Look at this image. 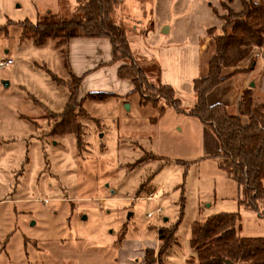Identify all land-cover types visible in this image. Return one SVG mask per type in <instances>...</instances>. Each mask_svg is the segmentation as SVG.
Returning <instances> with one entry per match:
<instances>
[{
    "label": "rangeland",
    "instance_id": "obj_1",
    "mask_svg": "<svg viewBox=\"0 0 264 264\" xmlns=\"http://www.w3.org/2000/svg\"><path fill=\"white\" fill-rule=\"evenodd\" d=\"M118 1L114 19L129 48L136 19H123L135 8L148 10L152 0ZM68 3L0 0V60H12L0 69V264H145L146 254L148 264H196L193 223L237 213L238 227L252 213L239 205L237 184L213 157L216 137L173 108L161 113L149 89L162 87L156 64L130 48L141 97L124 96L113 82L84 85L116 96H84L74 107L77 133L54 134L59 120L50 114L68 102L71 70L54 41L36 46L20 39V23L35 25L47 11L66 18ZM257 51L263 73L264 48ZM63 52L68 62L67 45ZM157 207L162 212L147 218ZM161 228L174 236L162 242Z\"/></svg>",
    "mask_w": 264,
    "mask_h": 264
},
{
    "label": "trees",
    "instance_id": "obj_2",
    "mask_svg": "<svg viewBox=\"0 0 264 264\" xmlns=\"http://www.w3.org/2000/svg\"><path fill=\"white\" fill-rule=\"evenodd\" d=\"M240 1L242 8L238 13L225 7L227 16L222 17L225 25L221 33H208L215 41L216 51L209 62L208 74L193 82L195 104L191 109L183 111L180 108V102L169 86H162L160 90L149 89L156 92V103L161 105V113L165 107L173 108L198 119L211 130L219 145V151L213 157L237 184L241 195L239 205L264 216V129L251 113L252 90L247 89L242 93L237 115L229 114L222 105H209L206 101L207 94L227 79L222 75L224 69H235L241 61L251 56L254 49L264 48V0L259 3ZM120 3L118 0H76L75 7L67 11L66 18L47 11L38 16L35 25L27 20L20 23V39L30 40L36 46L47 40L54 41L55 47L62 48L65 67L68 62L63 47L71 39H107L112 46V62L118 64V77L131 81L132 92L139 93L141 97L143 86L137 85L140 71L134 67L124 28L114 19ZM125 60L129 61L130 66L121 63ZM254 61L256 55L247 70H234L233 74L253 69ZM133 69L135 73H132ZM70 81L73 86L68 84L69 81L65 82L69 97L63 112L50 114L59 120L52 129L53 133L58 132L56 128L77 133L73 123L74 107L82 104L85 98L80 94L81 78L71 75ZM85 97L100 101L112 97V94L90 93ZM142 103L145 104V101ZM239 219L237 213H220L193 223L190 245L195 251L196 264H225L226 260L234 264H264V238H239ZM173 231L161 228L159 239L164 242L174 236ZM145 264H148L147 254Z\"/></svg>",
    "mask_w": 264,
    "mask_h": 264
},
{
    "label": "crops",
    "instance_id": "obj_3",
    "mask_svg": "<svg viewBox=\"0 0 264 264\" xmlns=\"http://www.w3.org/2000/svg\"><path fill=\"white\" fill-rule=\"evenodd\" d=\"M247 1L259 3L260 0ZM56 2L59 3V0ZM75 3L76 0H69L67 6L72 10ZM225 7L238 13L242 8L241 1L152 0L148 10L135 8L134 15L127 13L128 16L123 19L125 22L136 19L131 32L127 33L132 54L154 61L157 83L173 89L183 111H188L195 104L193 82L208 74L209 62L216 51L215 41L208 33H221ZM67 48V67L71 70V75L81 78L82 96L90 93L116 96L111 92L83 89L84 85L97 89L111 82L123 91L124 96L132 92L131 81L120 79L117 75L118 64L112 62V46L109 40L75 38L67 43ZM257 52L254 49L251 56L241 61L235 69H224L222 75L227 79L207 94L206 101L209 105H222L229 114L237 115L238 101L242 93L251 89V113L264 129V72L261 73V67H258L256 60L252 63L253 69L233 74L234 70H247ZM175 112L179 113L177 110ZM218 151L219 145L214 142L212 153L216 154ZM250 211L252 213L245 216L246 222L237 227V236L264 238V216H260L258 211Z\"/></svg>",
    "mask_w": 264,
    "mask_h": 264
},
{
    "label": "built area",
    "instance_id": "obj_4",
    "mask_svg": "<svg viewBox=\"0 0 264 264\" xmlns=\"http://www.w3.org/2000/svg\"><path fill=\"white\" fill-rule=\"evenodd\" d=\"M12 64V60L11 59H6V60H0V69H3L9 65ZM149 201H153L154 200V195L149 196L148 198ZM162 212L161 208L157 207L156 209H154L153 212H150L146 215L147 218H152L154 214L159 215Z\"/></svg>",
    "mask_w": 264,
    "mask_h": 264
},
{
    "label": "water",
    "instance_id": "obj_5",
    "mask_svg": "<svg viewBox=\"0 0 264 264\" xmlns=\"http://www.w3.org/2000/svg\"><path fill=\"white\" fill-rule=\"evenodd\" d=\"M4 85L7 86V83L5 82ZM225 264H234V263H232V262L229 261V260H226V261H225Z\"/></svg>",
    "mask_w": 264,
    "mask_h": 264
}]
</instances>
